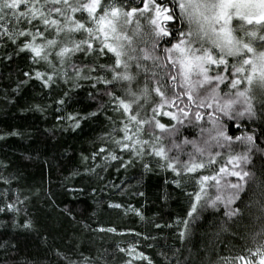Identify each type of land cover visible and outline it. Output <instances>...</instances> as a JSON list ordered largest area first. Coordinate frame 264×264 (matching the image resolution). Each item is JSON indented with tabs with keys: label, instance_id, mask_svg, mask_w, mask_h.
Instances as JSON below:
<instances>
[{
	"label": "snow or ice",
	"instance_id": "obj_1",
	"mask_svg": "<svg viewBox=\"0 0 264 264\" xmlns=\"http://www.w3.org/2000/svg\"><path fill=\"white\" fill-rule=\"evenodd\" d=\"M21 54L30 67L13 92L32 80L49 94L63 84L54 101L61 106L86 83L96 107L57 119L75 129L103 113L111 128L99 153L123 168L139 163L144 172L171 174V184L189 198L186 214L175 217L182 243L191 239L201 210L222 208L227 221L242 226L249 219L259 227L249 232L251 246L211 264H264V163L259 176L253 163L264 161V0H0V59ZM7 135L20 133L0 138ZM134 179L141 183L143 174ZM10 191L0 212L19 214L22 193ZM22 227L31 228V221ZM119 251L152 264L132 244ZM162 255L168 264H197L202 250L185 255L178 247Z\"/></svg>",
	"mask_w": 264,
	"mask_h": 264
},
{
	"label": "trees",
	"instance_id": "obj_2",
	"mask_svg": "<svg viewBox=\"0 0 264 264\" xmlns=\"http://www.w3.org/2000/svg\"><path fill=\"white\" fill-rule=\"evenodd\" d=\"M175 23L179 26L180 22ZM29 67L24 54L10 62L0 59V135L13 130L20 133L0 138V176L10 178L9 184L0 181V199L10 189V196L22 193L24 200L19 214L0 212V264H67L58 251L74 264H84L85 257L88 264H125L128 260L147 264V260L119 251L130 244L152 264H168L162 252L178 247L185 255L189 250H202L197 264H211L217 256L236 254L246 243L251 246L249 232L259 222L246 219L237 226L227 221L222 208L201 210L193 221L191 239L182 243L176 235L175 217L186 214L189 198L171 184V174L162 169L144 172L139 163L123 168L121 161L99 153L100 146L108 143L104 133L111 128L103 113L81 121L75 129L68 120L57 119L96 107L86 83L74 89L61 106L54 101L66 90L63 84L49 94L32 80L13 92L26 79L23 72ZM37 104L43 112L35 110ZM93 153H97L95 160ZM118 154L128 158L126 153ZM253 163L259 176L264 161L254 157ZM141 174L142 182L137 184L134 178ZM187 190H192L191 185ZM165 193L167 198L161 199ZM109 203L121 207H109ZM25 219L31 221V228L22 227ZM221 221L227 231L222 230ZM109 227L117 231L108 232Z\"/></svg>",
	"mask_w": 264,
	"mask_h": 264
},
{
	"label": "rangeland",
	"instance_id": "obj_3",
	"mask_svg": "<svg viewBox=\"0 0 264 264\" xmlns=\"http://www.w3.org/2000/svg\"><path fill=\"white\" fill-rule=\"evenodd\" d=\"M134 258V257H133ZM136 259V258H135Z\"/></svg>",
	"mask_w": 264,
	"mask_h": 264
}]
</instances>
